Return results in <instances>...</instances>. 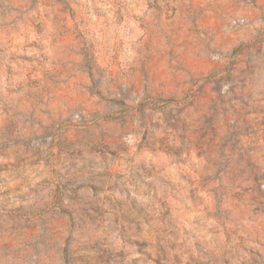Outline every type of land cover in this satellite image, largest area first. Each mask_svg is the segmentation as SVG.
Segmentation results:
<instances>
[{
  "label": "clouds",
  "instance_id": "9594fccd",
  "mask_svg": "<svg viewBox=\"0 0 264 264\" xmlns=\"http://www.w3.org/2000/svg\"><path fill=\"white\" fill-rule=\"evenodd\" d=\"M0 264H264V0H0Z\"/></svg>",
  "mask_w": 264,
  "mask_h": 264
}]
</instances>
